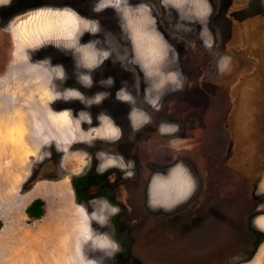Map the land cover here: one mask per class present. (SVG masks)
Instances as JSON below:
<instances>
[{
	"label": "rangeland",
	"instance_id": "374dc122",
	"mask_svg": "<svg viewBox=\"0 0 264 264\" xmlns=\"http://www.w3.org/2000/svg\"><path fill=\"white\" fill-rule=\"evenodd\" d=\"M10 1L0 9V264H264V16L237 25L222 0H165L163 37L154 0L0 7ZM113 1L129 18L127 54L115 16L94 14ZM87 175L129 199L97 187L75 201L72 182ZM35 198L41 219L25 214Z\"/></svg>",
	"mask_w": 264,
	"mask_h": 264
},
{
	"label": "flooded vegetation",
	"instance_id": "af4514ba",
	"mask_svg": "<svg viewBox=\"0 0 264 264\" xmlns=\"http://www.w3.org/2000/svg\"><path fill=\"white\" fill-rule=\"evenodd\" d=\"M95 1H96V3H98L99 1H103V0H95ZM10 2L7 3L6 5H4L3 7H0V9L5 10V9L12 8L13 3L12 2L10 3ZM127 3H130L131 6H137V7L143 6V4H142L143 0H128V1L125 0L124 4L126 6H128ZM154 3L156 5L155 6L156 11H154L152 13V15H153V18L155 20V25H156L157 29H160L159 31H160L161 35L163 37H165L166 36L164 34L165 30H163L161 28L162 24H164L162 22L163 16L167 15V13L164 12L162 10V7H161V4H163V3L165 4V0H154ZM222 4L224 5L225 10L227 11V17H228L229 21L234 22V24L236 23L237 25L242 24L240 22H242L243 18H247L250 21V19H252L253 17L255 18L256 16H264V0H222ZM171 8L173 9V10H171V12L174 13V15H177V16L183 15L182 11L180 9H176L175 6H173ZM122 9H123V7L120 9L119 6H117L116 2L113 1L111 3H108V5H105L104 9L99 11L100 13L94 12V14L100 15L101 13H103L105 15V17L108 19V21H109V19H110V21L113 19V18H111V16H115L114 21H115V24L117 25V32H118V34H116V37H117V39L119 38V42L121 43L119 46L121 49H119V51L122 54H127L128 53V47L130 45L131 35H130V30H128V24H127V21L129 20V18H128V16H127V18L125 17L124 13L122 12ZM99 17H97V18H99ZM99 21H101V19ZM128 23H129V21H128ZM110 33H111L110 31L107 32V39L108 38L111 39ZM128 43H129V45H128ZM109 118L116 125V127L119 129L120 133L122 132L123 134H125V131L122 130L123 129L122 125L118 124L120 121L121 122L123 121V118H118V117H109ZM171 121H173V120H171ZM159 125H160V123H159ZM160 128H161V126H160ZM97 144H100V141H97L96 145H93V148L94 147L97 148L98 147ZM95 164H96V162H95ZM91 172L94 175L95 171H93L91 169ZM108 173H109V171L107 170L104 173H102L101 175H99L98 180L103 181L104 177L109 176V175L107 176ZM115 175H116L115 178L118 179L119 173H117ZM118 181H119V179H118ZM97 183H100V181L93 182L92 176H89V175H87L86 177L81 178V179L78 178V179L73 180V182H72L73 187H74V193H72L73 199L77 202H81L84 205L83 200L92 199L91 196H93V194L97 192V187L100 188L99 190H105V193H106L105 195L110 201H118L121 199L128 200L129 199L127 196H124V198H123L122 194H120L119 192H115L116 187L110 186V187L106 188V187H104L103 183L101 185H97ZM110 183H112V181H110ZM116 184H118V183H116ZM85 187H88L89 189L91 187L93 189L92 190L93 193L92 192L88 193L89 191ZM93 197H95V196H93ZM35 199H32L29 202V204L32 201H34ZM207 206H208V204H207ZM193 229L194 228H192V230ZM249 234L250 235H248V236L252 237L251 233H249ZM246 235H247V233H246ZM243 250L246 252L245 247L243 248ZM213 254L214 253L209 252L210 256H212ZM214 264H220L219 257L216 259V261H214Z\"/></svg>",
	"mask_w": 264,
	"mask_h": 264
},
{
	"label": "trees",
	"instance_id": "16d2710c",
	"mask_svg": "<svg viewBox=\"0 0 264 264\" xmlns=\"http://www.w3.org/2000/svg\"><path fill=\"white\" fill-rule=\"evenodd\" d=\"M44 200L42 198H37L32 201L26 208L25 214L33 219H41L45 215L43 208Z\"/></svg>",
	"mask_w": 264,
	"mask_h": 264
},
{
	"label": "bare ground",
	"instance_id": "6f19581e",
	"mask_svg": "<svg viewBox=\"0 0 264 264\" xmlns=\"http://www.w3.org/2000/svg\"><path fill=\"white\" fill-rule=\"evenodd\" d=\"M63 192H67L65 189H63ZM68 246H69V238H65L63 240V244L60 243L59 247L55 248V250L53 251L54 254L58 255L55 257H58V260L61 259L62 256H64V254L66 253V251L68 250ZM54 249V246L52 247Z\"/></svg>",
	"mask_w": 264,
	"mask_h": 264
},
{
	"label": "crops",
	"instance_id": "0c3cea01",
	"mask_svg": "<svg viewBox=\"0 0 264 264\" xmlns=\"http://www.w3.org/2000/svg\"><path fill=\"white\" fill-rule=\"evenodd\" d=\"M31 140H32V142L34 141V139H33L32 137H31ZM31 140H30V141H31ZM40 146H41V144H40Z\"/></svg>",
	"mask_w": 264,
	"mask_h": 264
}]
</instances>
